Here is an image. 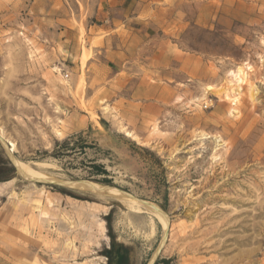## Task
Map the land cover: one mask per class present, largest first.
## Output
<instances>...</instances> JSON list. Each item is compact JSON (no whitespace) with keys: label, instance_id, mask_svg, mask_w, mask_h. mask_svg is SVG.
<instances>
[{"label":"rangeland","instance_id":"rangeland-1","mask_svg":"<svg viewBox=\"0 0 264 264\" xmlns=\"http://www.w3.org/2000/svg\"><path fill=\"white\" fill-rule=\"evenodd\" d=\"M112 4L0 0V264H264V0H163L182 80L143 108L103 68Z\"/></svg>","mask_w":264,"mask_h":264},{"label":"crops","instance_id":"crops-1","mask_svg":"<svg viewBox=\"0 0 264 264\" xmlns=\"http://www.w3.org/2000/svg\"><path fill=\"white\" fill-rule=\"evenodd\" d=\"M162 1L112 0L109 19L98 27L103 44H109L110 66L103 68L111 86L141 108L150 99L165 103L182 80V66L175 64V56L168 51L167 31L173 26L167 19L171 12L161 8Z\"/></svg>","mask_w":264,"mask_h":264},{"label":"bare ground","instance_id":"bare-ground-1","mask_svg":"<svg viewBox=\"0 0 264 264\" xmlns=\"http://www.w3.org/2000/svg\"><path fill=\"white\" fill-rule=\"evenodd\" d=\"M238 74H236L235 73V75H233L232 76V82H233V85H232V87L233 86H235L234 88H230L231 90H232V92H233V90L234 89H236V90H240V88H242V85L243 84H245V82H246V80H245V77L242 75V76H240L241 74L240 73H242V71H240L239 69H238ZM229 75V74H228ZM230 82V81H229ZM208 89H210V87H208ZM236 90H234V92L233 93H235V91ZM236 99H238V98H233V101L234 102H236ZM125 136H127V137H129V138H131L132 140H135V136H133V134H131L130 132H128V131H126L125 133ZM199 137H201L202 139H208L209 138V136L208 135H206V134H200V135H198ZM9 145H10V147H11V150H14V145L12 144V143H9ZM15 164H16V166L18 167V169L19 170H21V171H23V173L26 175V176H31V177H33V178H35L38 174L36 173V172H34V171H32L31 169H29V168H27L26 166H24V165H22V164H20V163H16L15 162ZM37 178H39V177H37ZM41 178V177H40ZM82 183V182H81ZM9 183H4V184H0V187L1 186H6V185H8ZM88 186V185H87ZM107 189V188H106ZM103 190V189H102ZM102 190H99V191H102ZM109 192V191H108ZM111 192V191H110ZM113 192L116 194V195H118V196H120L119 195V193L118 192H116V191H114L113 190ZM113 193V194H114ZM114 194V195H115ZM118 196H117V198H118ZM131 204H135V205H137V208H138V211H141V212H146L145 210H147V209H143L142 208V202H141V204L140 203H134V201H133V199H127ZM47 202H48V204H50V201L49 200H47ZM144 204V203H143ZM148 208L153 212L152 213V215H154V217L156 218V220L158 221V223L160 224V225H162V230H164V231H166L167 230V217L165 216V214L163 213V212H160L157 208H156V206L154 207V206H150V205H148ZM148 211V210H147ZM150 214V213H149ZM239 224H240V222H239ZM240 226V225H239ZM227 231V230H226ZM192 232V231H191ZM228 232V231H227ZM222 233V232H221ZM220 233V234H221ZM165 234H166V232H165ZM226 234V233H225ZM219 235V234H218ZM222 235V234H221ZM258 236V235H257ZM248 237V236H247ZM255 237V236H254ZM249 238H250V235H249ZM245 239H247V238H245ZM256 239V238H255ZM164 240H165V238H164ZM232 240V239H231ZM241 241V240H240ZM245 241V240H244ZM248 241V240H247ZM251 241H253V240H251ZM251 241H250V243H251ZM255 241V240H254ZM260 241V240H259ZM242 242H243V239H242ZM255 242H257V241H255ZM248 244V243H247ZM246 244V245H247ZM160 245V247H161V244H159ZM239 245V242L237 243V246ZM242 245V244H241ZM244 245V244H243ZM251 245V244H250ZM226 246H228V245H226ZM239 247V246H238ZM236 249V248H235ZM247 252V251H246ZM249 252V251H248ZM255 251H253L252 253H254ZM255 254V253H254ZM245 255V254H244ZM251 256V255H250ZM249 256V257H250ZM249 257L247 258V259H249ZM154 258V257H153ZM239 258V257H238ZM246 259V258H245ZM243 260V259H242ZM153 260H151V262H152ZM238 261V260H237ZM245 262H246V260H244ZM151 262L149 263V264H151ZM248 262H250V261H248ZM247 263V262H246ZM251 263V262H250ZM253 263H254V261H253Z\"/></svg>","mask_w":264,"mask_h":264},{"label":"trees","instance_id":"trees-1","mask_svg":"<svg viewBox=\"0 0 264 264\" xmlns=\"http://www.w3.org/2000/svg\"><path fill=\"white\" fill-rule=\"evenodd\" d=\"M58 146L62 148L68 147V142L64 141ZM92 169L95 170L94 173L97 175H107V172L104 170L103 166L93 164ZM14 177L13 169L9 166L8 162L0 158V183L11 180ZM99 182L110 185L111 180L103 178Z\"/></svg>","mask_w":264,"mask_h":264},{"label":"water","instance_id":"water-1","mask_svg":"<svg viewBox=\"0 0 264 264\" xmlns=\"http://www.w3.org/2000/svg\"><path fill=\"white\" fill-rule=\"evenodd\" d=\"M5 146H6V144H5ZM10 153H11V150H9V149L7 148V155L9 156V159L11 160V162H12V164H13V166H14L15 174H16V175H19V176H21V177H23V178H27V176H26L23 172H21V170L18 169V167H17L16 164H15V160L13 159V157L11 156Z\"/></svg>","mask_w":264,"mask_h":264}]
</instances>
